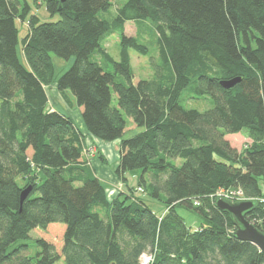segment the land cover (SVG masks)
<instances>
[{"label": "trees", "instance_id": "16d2710c", "mask_svg": "<svg viewBox=\"0 0 264 264\" xmlns=\"http://www.w3.org/2000/svg\"><path fill=\"white\" fill-rule=\"evenodd\" d=\"M46 1L57 21L41 22L27 0H0V264H142L146 253L150 264H264L212 200L221 189H241L255 202L246 217L264 229V0H125L112 19L99 12L113 0ZM27 17L22 61L17 20ZM141 20L159 36L162 64L152 78L131 64L130 50L146 54L148 45L125 33L128 21ZM112 32L121 33L118 61L101 44ZM53 54L75 56L60 76ZM232 78L240 80L230 88L220 83ZM52 84L73 92L91 135L119 140L115 172L125 189L113 199L88 166L72 117L47 108ZM187 88L211 97L212 107H186ZM229 133L251 141L238 149ZM139 187L165 203L163 216ZM178 204L200 215L197 228ZM35 229L40 250L29 255Z\"/></svg>", "mask_w": 264, "mask_h": 264}, {"label": "rangeland", "instance_id": "374dc122", "mask_svg": "<svg viewBox=\"0 0 264 264\" xmlns=\"http://www.w3.org/2000/svg\"><path fill=\"white\" fill-rule=\"evenodd\" d=\"M27 2L30 5V13L37 14L41 22L57 21L58 19L61 18V15L59 14V12L51 13L47 9L46 0H27ZM124 2L125 0H113V5L111 6V8L107 11H100L99 16L105 19L114 18L117 14L118 6H120ZM28 19L29 17H27L26 20H21V19L17 20V26L19 29V32H18L19 41L17 45V50H18L19 57L20 59H22V61H24L23 39L29 32ZM125 33L127 35L137 37L140 41L146 43L149 47V52L146 54L139 53L134 49L130 50L131 64H132L134 74L140 75L143 78L155 77L159 69L157 66H155V64H158V65L162 64L161 62L162 53H161V47H160L159 39H158L159 36H158V32L155 29V27L151 24L150 21H147V20L128 21L125 25ZM101 44L103 47L107 49V51L117 61L120 60V52H121V33L120 32H112L106 35L101 40ZM94 59L100 62H103V59L100 54H95ZM74 60H75V56H72L69 59H65V58H62V57H59L53 54V61L56 66L57 76L62 75V73L72 65ZM103 64L109 67V69L113 68L112 64H110L109 62H103ZM47 91H48V105H47L48 109H54V107L58 105V103L59 105L69 108V109L78 108L76 97L74 96L73 92L70 89H67L64 92H61L57 89L55 84H52V85L47 86ZM194 95H196V93L191 91L189 88L185 89L182 94L181 102L186 107H192V108H196L199 110H206L212 107L213 102H212L211 97L207 96V97H201V98H194ZM112 104L117 106V99H116V94L114 93V91H113ZM126 119L127 121H129L128 117H126ZM139 130L140 129L138 128L129 129L126 131L123 138H129ZM242 135H244L245 137ZM83 139H84V135H83ZM233 140L237 144H240L242 148L246 147L247 144L251 141L250 138L247 137L243 133L241 134V136H238ZM89 153L90 152H88V154ZM87 161L88 162L90 161V157ZM175 162L176 164L181 165L183 162V159L177 158L175 159ZM139 174H140L139 172H137L136 175L130 174L129 183L132 184V186L137 184V179H138ZM18 181L22 183L21 178H18ZM118 184L119 185L122 184L125 188V184L121 182L119 178L117 181V185ZM137 190L139 191V194L141 195V197H144L148 201V203H151V206L156 211H159L158 213L160 215L163 216V214L166 213L167 208L164 202L156 198H152L150 197V195H147L146 193H141L142 189L140 187L137 188ZM135 193L138 194V192H135ZM231 201L235 202L238 200H231ZM176 208H177V211L183 216L187 225L197 228L201 224L202 219L200 215L195 210L188 207L186 204H178ZM101 212L102 214L103 213L105 214L104 210L103 211L101 210ZM30 234H31V239L27 240V243H29V246L26 249V251H24V253L29 254V255H36V253L40 250V247L36 244L35 239L40 236V229H35L31 231ZM15 246L16 244L10 247V249H12ZM148 254L146 253V256L143 257V261H141L144 264H148L149 262L153 261V257L148 256ZM55 264H65V261L62 258L58 260L57 262H55Z\"/></svg>", "mask_w": 264, "mask_h": 264}, {"label": "crops", "instance_id": "0c3cea01", "mask_svg": "<svg viewBox=\"0 0 264 264\" xmlns=\"http://www.w3.org/2000/svg\"><path fill=\"white\" fill-rule=\"evenodd\" d=\"M54 109L71 116L76 128L84 135L83 140L86 148L87 160L90 157V161H87V164L93 170L94 174L107 186L106 193L108 199H113L120 191L125 189L122 184L117 185L118 177L115 172V169L119 164V152L117 150L119 140L108 142L91 135L86 128L79 108L69 109L58 103ZM241 134L242 133H229L226 134L225 137L234 147L241 149L242 146L233 140L236 137L241 136ZM88 152H90V156ZM102 157L104 158V161ZM149 204L151 206V203Z\"/></svg>", "mask_w": 264, "mask_h": 264}, {"label": "water", "instance_id": "95a60500", "mask_svg": "<svg viewBox=\"0 0 264 264\" xmlns=\"http://www.w3.org/2000/svg\"><path fill=\"white\" fill-rule=\"evenodd\" d=\"M239 80L240 78L224 79L220 83L225 88H230L239 82ZM31 189V185L22 189L21 203L27 198ZM254 204L255 202L251 199L235 202L225 198L215 199L216 207L222 211H228L233 217L236 225L235 236L238 239L254 243L264 253V229L258 228L246 217V214L253 209Z\"/></svg>", "mask_w": 264, "mask_h": 264}, {"label": "built area", "instance_id": "2783aa9c", "mask_svg": "<svg viewBox=\"0 0 264 264\" xmlns=\"http://www.w3.org/2000/svg\"><path fill=\"white\" fill-rule=\"evenodd\" d=\"M217 198H226L228 200L230 199V200H238V201L249 199V198L244 196L243 191L241 189H235V188H227L226 190L221 189L215 195L212 196L213 201ZM259 221L261 222V219H259ZM145 256H146V254H144L142 256L141 261H143V257H145ZM148 256L153 257L152 254H148ZM150 263L151 262H149L148 264H150ZM142 264H144V263L142 262Z\"/></svg>", "mask_w": 264, "mask_h": 264}]
</instances>
